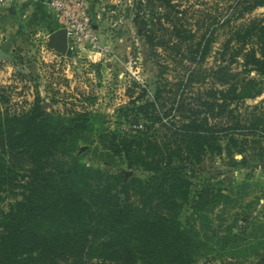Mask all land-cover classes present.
Returning a JSON list of instances; mask_svg holds the SVG:
<instances>
[{
  "label": "trees",
  "instance_id": "1",
  "mask_svg": "<svg viewBox=\"0 0 264 264\" xmlns=\"http://www.w3.org/2000/svg\"><path fill=\"white\" fill-rule=\"evenodd\" d=\"M156 1L165 11L141 29L153 90L112 125L37 98L13 109L0 89V264H200L215 241L227 264H264V236L247 231L257 217L216 226L210 213L231 198L222 180L194 179L208 156L264 149V97L246 102L264 92V0ZM80 142L115 169L88 165Z\"/></svg>",
  "mask_w": 264,
  "mask_h": 264
},
{
  "label": "rangeland",
  "instance_id": "2",
  "mask_svg": "<svg viewBox=\"0 0 264 264\" xmlns=\"http://www.w3.org/2000/svg\"><path fill=\"white\" fill-rule=\"evenodd\" d=\"M192 1L197 0H188V3ZM48 8L56 17L49 3ZM150 11L163 12L165 7L156 0H140L141 18L136 20L134 0H93V23L99 44L106 46L100 52L55 49L49 44V33L54 28L30 22V16L3 23L0 26V89L9 95L13 109L26 108L37 98L47 109L65 111L86 107L100 111L112 125L115 108L137 95L139 87L147 86L146 96L153 90L157 66L141 34L143 20ZM253 13L263 14L264 7L256 8ZM263 97L264 92L246 102L254 103ZM76 154L90 166L115 169L94 156L88 143L80 142ZM122 167L127 174H146L140 168ZM200 174L194 179L211 175L212 179L222 180L220 184L231 198L229 203L217 206L210 213L213 224L219 226L224 220L225 226L235 216L241 224L254 215L257 227L247 231L264 236V149L231 156H208ZM214 246L217 256L200 264L228 263L225 259L230 258L229 249L220 247L217 241ZM242 264L251 263L243 260Z\"/></svg>",
  "mask_w": 264,
  "mask_h": 264
},
{
  "label": "built area",
  "instance_id": "3",
  "mask_svg": "<svg viewBox=\"0 0 264 264\" xmlns=\"http://www.w3.org/2000/svg\"><path fill=\"white\" fill-rule=\"evenodd\" d=\"M11 1L0 0V8ZM48 3L56 14L59 26L66 29L67 49L81 53L84 50L100 52L106 48L99 44L93 23V0H49Z\"/></svg>",
  "mask_w": 264,
  "mask_h": 264
},
{
  "label": "crops",
  "instance_id": "4",
  "mask_svg": "<svg viewBox=\"0 0 264 264\" xmlns=\"http://www.w3.org/2000/svg\"><path fill=\"white\" fill-rule=\"evenodd\" d=\"M49 0H12L5 7L0 8V26L10 21H21L23 16H30V22H37L46 27L58 24L56 17L48 8ZM9 15L10 17H6Z\"/></svg>",
  "mask_w": 264,
  "mask_h": 264
},
{
  "label": "water",
  "instance_id": "5",
  "mask_svg": "<svg viewBox=\"0 0 264 264\" xmlns=\"http://www.w3.org/2000/svg\"><path fill=\"white\" fill-rule=\"evenodd\" d=\"M49 44L59 51H66L68 39L65 27H58L49 33Z\"/></svg>",
  "mask_w": 264,
  "mask_h": 264
}]
</instances>
